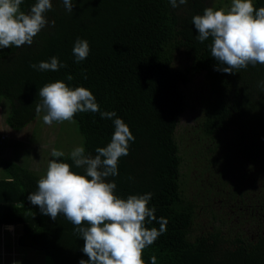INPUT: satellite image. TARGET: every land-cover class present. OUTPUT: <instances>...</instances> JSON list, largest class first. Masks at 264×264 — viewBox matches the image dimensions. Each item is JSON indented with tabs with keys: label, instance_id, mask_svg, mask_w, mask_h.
Here are the masks:
<instances>
[{
	"label": "trees",
	"instance_id": "trees-1",
	"mask_svg": "<svg viewBox=\"0 0 264 264\" xmlns=\"http://www.w3.org/2000/svg\"><path fill=\"white\" fill-rule=\"evenodd\" d=\"M34 3L23 0L21 10L28 12ZM51 3L44 14L49 23L31 45L0 51L7 125L19 130L37 116L39 89L47 83L86 87L100 111H115L135 137L118 161V175L108 178L117 185L115 194L126 199L151 192L148 206L157 220L167 219L166 231L143 250L144 264H151L153 255L156 264H264V90L258 85L264 64L235 74L215 70L212 38L198 41L192 18L207 7H223L221 2L187 0L173 8L169 0H73L72 12L63 0ZM253 5L264 7V0ZM77 38L90 48L79 63L72 51ZM53 56L66 67H31ZM196 76L202 80L190 90ZM187 107L197 115L188 139L204 158L188 153L200 191L196 197L186 196L182 186L183 154L189 149L181 148L185 128L179 134L178 126ZM72 121L80 146L92 155L115 131L113 120L99 112H78ZM70 152L53 159L82 174ZM39 179L16 162H3L0 227L20 226L17 244L42 251L52 264L88 260L75 226L63 214L56 220L42 214L28 200ZM145 226L160 227L156 221Z\"/></svg>",
	"mask_w": 264,
	"mask_h": 264
},
{
	"label": "clouds",
	"instance_id": "clouds-1",
	"mask_svg": "<svg viewBox=\"0 0 264 264\" xmlns=\"http://www.w3.org/2000/svg\"><path fill=\"white\" fill-rule=\"evenodd\" d=\"M23 0H0V48H17L33 43V38L49 22L45 13L52 8L51 0H36L28 12L21 10ZM173 8L185 5L187 0H169ZM68 12L73 11V0H63ZM54 21L52 24L54 25ZM197 40L209 37L211 56L218 62L215 70L235 74L249 65L264 64V7L255 8L253 0H232L228 8L207 7L202 15L192 18ZM76 62L87 58L90 48L87 40L77 38L73 46ZM40 71H57L66 65L56 56L50 61L32 64ZM86 78V76H85ZM73 76L67 75L71 81ZM264 90V80L258 82ZM41 102L36 113H45L43 122L71 121L78 112H99L101 118L112 119L115 131L106 147H97L95 155L86 153L83 146L70 152L76 169L64 161H49L46 174L38 181V190L27 197L42 214L56 220L63 214L82 237V251L88 260L79 264H144L143 250L166 231L167 219L157 220L155 208L149 207L152 193L129 195L126 199L115 194L118 161L129 153V142L135 137L129 126L115 111H100L93 93L84 86L70 87L57 80L39 89ZM63 151L52 149V157H63ZM153 221L160 227L148 228ZM153 255L151 264H156Z\"/></svg>",
	"mask_w": 264,
	"mask_h": 264
},
{
	"label": "rangeland",
	"instance_id": "rangeland-1",
	"mask_svg": "<svg viewBox=\"0 0 264 264\" xmlns=\"http://www.w3.org/2000/svg\"><path fill=\"white\" fill-rule=\"evenodd\" d=\"M216 1H220L224 8H227L232 2V0ZM5 49L7 48H0V51ZM201 80L202 76H196L190 81L189 89L195 90L194 87ZM8 111L7 100L0 97V176L3 174V162L9 160L34 171L41 178L46 174L49 161L53 160L52 149L61 150L64 146L67 148L64 152H69L80 146L81 138L72 120L54 121L51 125H47L43 122L45 113L41 111L23 128L15 130L5 122ZM196 116L195 110L187 107L178 126L179 134L185 128V141L183 143V140H180L181 148L190 150H186L183 154L185 162L181 167L182 186L188 197H196L200 193L197 180L194 178L195 172L190 173L188 161L190 159L188 153L191 151L198 159L201 156V149L196 147V141L188 139L193 134L192 126ZM200 160L202 161L204 158ZM20 231V226L5 225L0 227V264H52V259L42 251L21 247L17 244L16 237ZM21 260L24 261L20 262Z\"/></svg>",
	"mask_w": 264,
	"mask_h": 264
}]
</instances>
